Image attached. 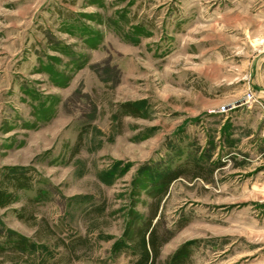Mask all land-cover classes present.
<instances>
[{
    "label": "rangeland",
    "instance_id": "obj_1",
    "mask_svg": "<svg viewBox=\"0 0 264 264\" xmlns=\"http://www.w3.org/2000/svg\"><path fill=\"white\" fill-rule=\"evenodd\" d=\"M0 188V264H264V0H0Z\"/></svg>",
    "mask_w": 264,
    "mask_h": 264
},
{
    "label": "trees",
    "instance_id": "obj_2",
    "mask_svg": "<svg viewBox=\"0 0 264 264\" xmlns=\"http://www.w3.org/2000/svg\"><path fill=\"white\" fill-rule=\"evenodd\" d=\"M180 177V172H173L170 174L163 182L170 183L173 180ZM12 186H14L15 189H23L26 187L24 178H21L19 176H12L11 179ZM13 199V195L8 192L7 190H4L0 188V208L4 209L8 207ZM161 202V198L155 203L154 209L147 217L144 227L140 229L137 233V235L131 240L133 243L132 250L134 251V254L136 253V258L132 262V264H159L158 258H159V250L160 247L167 241L166 238H160L157 233V224L152 225L153 220L156 218L159 205ZM13 237L7 238V246L11 251H21L24 252L27 249H29V242L27 239L18 236V235H12ZM0 251H4V248L0 247ZM185 249L184 247L179 248L173 256L166 261L165 264H182L183 260L186 258L185 256Z\"/></svg>",
    "mask_w": 264,
    "mask_h": 264
}]
</instances>
